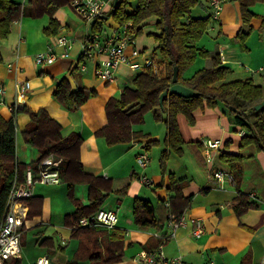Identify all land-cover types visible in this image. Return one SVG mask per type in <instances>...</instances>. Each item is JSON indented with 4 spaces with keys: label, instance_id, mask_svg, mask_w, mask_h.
<instances>
[{
    "label": "crops",
    "instance_id": "0c3cea01",
    "mask_svg": "<svg viewBox=\"0 0 264 264\" xmlns=\"http://www.w3.org/2000/svg\"><path fill=\"white\" fill-rule=\"evenodd\" d=\"M21 4L27 0H14ZM254 18L249 25L242 24L238 5L232 0H225L217 20L211 18L207 0H202L192 14L194 17H209L207 27L209 37L197 42V47L208 51L210 56L218 54L221 62L230 69L224 82L251 79L264 88V74L256 72L264 65V3L254 4L251 8ZM111 8L102 15L106 19L101 33V40L111 36L118 26L109 15ZM60 28L57 35L64 34L71 41V48L65 52L55 44V37H47L43 30L49 24V18L38 19L22 17L14 22L8 37L0 41V87L4 93L0 96V115L9 120L12 114L8 107L13 104L16 95L17 80H28L31 90L19 105L31 111L45 110L61 126L62 136L71 133L82 138L80 161L86 174L112 180L114 190L106 194L101 209L112 210L118 221L114 228L105 229L107 235L114 230L123 232V256L119 262L111 264H141L135 257L142 251L159 250L166 259L179 258L188 264H240L248 256L251 264H261L264 260V152L252 145L242 147L241 138L245 131L229 123V116L221 107L197 109L192 113V123L183 115L177 116L178 130L183 141L182 153L170 151L165 164V171L160 167L161 152L165 149L163 139L166 128L161 122L156 123L150 113L144 115L142 125H134L133 130L147 134V138L132 141L129 144L109 146L97 132L107 124L105 105L109 99L119 98L123 87L130 85L137 73L143 72L129 64H121L111 82H103L96 75V63L104 56L83 58V45L93 35L90 25L75 13L71 6H64L56 13ZM248 36L241 41L240 31ZM157 30L153 20L142 28L135 38L134 48L140 53L132 58L133 47L125 50V56L131 63L141 65L144 59L155 54L153 34ZM95 34V33H94ZM52 47L56 59L52 64L36 65L34 56ZM83 59V60H82ZM202 60L203 68L211 67V59ZM85 62V71L80 64ZM15 67L18 70L15 71ZM202 69V68H201ZM199 70V69H198ZM195 70L193 74L196 72ZM192 74V75H193ZM192 75H186L189 78ZM66 78L72 88L93 91L79 109L68 111L52 96L55 83ZM29 117L20 112L15 117V154L18 163L30 164L39 157L36 150L28 147L22 138ZM148 123H147V122ZM153 122V125L151 124ZM150 124L144 127V124ZM158 143L146 146L147 140ZM206 139L219 141V151H212L210 162L203 157L202 142ZM142 151L148 154V164L138 166L136 157ZM241 155L240 174L235 181L224 180L220 187L212 178L216 171L230 172V162L221 158V153ZM231 173V172H230ZM176 181H182V194L191 197L190 207L184 212L182 226L169 231L167 223L169 198V175ZM145 177L148 184L141 182ZM65 184L57 185L36 183L33 196L41 198L40 215L27 219L20 232L22 263L32 264L37 258L47 257L50 264H66L78 250L79 240L72 239V229L66 225L65 216L71 215L75 208L67 196ZM243 194L256 204L246 212L237 215L234 211L236 198ZM254 194V198L249 197ZM74 196L83 205L88 204L87 186L80 184L74 188ZM148 200L155 207L157 226L140 228L133 215V199ZM100 209V210H101ZM29 211V206H28ZM195 221H200L203 232L193 236ZM29 235V237H28ZM102 238L90 240L88 248L92 251ZM85 241V239L83 238ZM161 242V243H160ZM94 243V246H92ZM28 244V246H27ZM100 244V243H99ZM102 246V242L100 247ZM26 261L24 262V256Z\"/></svg>",
    "mask_w": 264,
    "mask_h": 264
},
{
    "label": "trees",
    "instance_id": "16d2710c",
    "mask_svg": "<svg viewBox=\"0 0 264 264\" xmlns=\"http://www.w3.org/2000/svg\"><path fill=\"white\" fill-rule=\"evenodd\" d=\"M73 0H27L21 4L14 0H0V41L6 39L12 24L22 17L38 19L49 18L48 26L43 30L47 37L57 35L60 23L56 13L64 6H71ZM112 8L109 15L112 21L122 27L130 23L129 31L135 36L154 21L156 34L155 54L158 56L160 75L150 72L137 73L130 85L123 87L119 98L109 99L105 105L107 124L97 132L109 146L129 144L134 140L149 138L147 134L134 131V125L144 123V115L150 113L156 123H163L166 128L161 152L160 167L165 171L169 152L177 155L182 153L181 139L177 116L183 115L192 123V113L197 110L221 107L229 116V123L245 131L241 138L242 147L254 146L264 152V105L256 110L255 106L264 101V88L256 85L251 79L224 82L230 74V69L224 65L218 54L210 56L208 51L197 47V42L206 33L209 17H194L192 12L202 0H111ZM116 1V2H115ZM237 3L242 24L249 25L254 14L251 10L256 3L264 0H232ZM105 16V15H104ZM104 16L97 17L90 24V32L100 33L106 22ZM264 25V19H263ZM240 31L239 38L243 41L249 34ZM101 34V33H100ZM211 59L210 68L197 70L191 77L185 78L184 73L192 66L197 58ZM0 54V63H1ZM174 67L178 68L177 82L194 92L196 96L187 98L178 95H167L160 105L159 96L171 85ZM93 91L85 89L72 90L68 80L61 78L55 83L53 98L68 111L79 109L90 97ZM24 112L29 121L22 132L24 143L37 151L39 157L30 164L18 163L15 154V117ZM157 140H147L146 146L157 144ZM82 138L79 134L71 133L62 136L60 124L49 114L39 109L31 111L23 108L16 109L9 120L0 115V225L4 217L9 191L14 179L18 183L24 180V171L29 166L34 175L38 173L41 161L52 155L60 161L58 167L60 183L65 184L68 199L74 205V212L65 216L66 225L72 229L71 238L78 239L77 252L66 264H111L119 262L123 256V232L114 230L107 235L94 227H79L81 218H92L101 209L106 194L116 191L123 192L127 185L120 190H114L112 180L86 174L80 161V146ZM221 158L230 162L232 181L240 174L239 161L241 155L221 153ZM87 186L88 204L83 205L74 196L77 185ZM182 181H176L169 175L168 191L173 195L169 198L168 211L179 218L190 207L191 197H185L182 192ZM29 206L27 219L32 215L39 216L41 198L32 196L26 201ZM256 204L250 202L243 194L234 202V211L240 215ZM155 207L148 200L139 197L133 199V215L136 225L140 228L157 226ZM85 239V241L83 240ZM102 238L96 247L90 251V240ZM161 243V242H160ZM94 246V243L93 245ZM7 264H22L17 257ZM240 264H251L248 256L243 257Z\"/></svg>",
    "mask_w": 264,
    "mask_h": 264
},
{
    "label": "built area",
    "instance_id": "2783aa9c",
    "mask_svg": "<svg viewBox=\"0 0 264 264\" xmlns=\"http://www.w3.org/2000/svg\"><path fill=\"white\" fill-rule=\"evenodd\" d=\"M225 0H207V6L211 11V18L217 20ZM71 7L75 13L85 23L91 24L97 17L102 16L106 10L112 8L111 0H73ZM130 23H126L122 27H118L111 36L101 40V34L95 33L87 38L83 45V58L97 60L98 56H104L100 62L96 63V77L103 82H111L117 68L121 64H129L135 69H141L143 72H150L157 76L160 75V66L158 60L149 57L144 59L141 65L131 63L129 58L125 56V50L128 47H133L131 51L132 58L140 56L137 49L134 48L135 36L129 31ZM55 44L63 47L65 52L71 48V41L66 35L60 34L55 37ZM56 59V54L52 47H48L44 52L38 53L34 56L36 65L52 64ZM83 60V59H82ZM85 62L80 64V69L85 71ZM18 70L17 67L14 68ZM258 73L264 74V65L256 70ZM16 95L12 105L8 107L9 112L13 115L19 105L26 99L31 90V85L28 80H17ZM4 90L0 87V96ZM0 104H4L2 98ZM203 157L206 162H210L212 158V151H219L221 144L219 141L206 139L202 142ZM149 158L146 151H142L136 157L138 166L145 167L148 164ZM60 161L55 159L52 155L45 157L38 169V173L34 175L32 169L27 166L24 171V180L20 183L16 179L13 180L9 196L6 203L4 217L0 225V264H7L13 259L20 256V232L27 220L28 205L26 203L33 196V186L36 183L57 185L60 183L58 167ZM212 178L221 187L224 180H232L229 173L225 171H216L212 174ZM141 182L148 184V180L142 177ZM249 197L254 198V194ZM118 221L117 215L112 210H99L92 218H81L78 221V226L87 227H102L105 229H112L116 226ZM182 217H175L170 214L168 217V229L174 232L175 229L182 226ZM196 229L193 236L199 237L203 232V227L200 221H195ZM135 260L141 264H188L179 258L166 259L159 250L140 252ZM32 264H50L47 257L37 258ZM261 264H264V260Z\"/></svg>",
    "mask_w": 264,
    "mask_h": 264
},
{
    "label": "water",
    "instance_id": "95a60500",
    "mask_svg": "<svg viewBox=\"0 0 264 264\" xmlns=\"http://www.w3.org/2000/svg\"><path fill=\"white\" fill-rule=\"evenodd\" d=\"M177 73H178V68L174 67L170 87L167 90L163 91L159 96L160 105L162 104L163 99L167 97V95L174 94V95H178L181 97H187V98L196 96V92H194L193 90L177 82ZM263 105H264V101L261 104L256 105L255 109L258 110Z\"/></svg>",
    "mask_w": 264,
    "mask_h": 264
},
{
    "label": "rangeland",
    "instance_id": "374dc122",
    "mask_svg": "<svg viewBox=\"0 0 264 264\" xmlns=\"http://www.w3.org/2000/svg\"><path fill=\"white\" fill-rule=\"evenodd\" d=\"M257 4H260V3H257ZM261 4H263V3H261ZM206 37H209V31H207L206 30V33L201 37V39L202 40H206ZM200 39V40H201ZM199 40V41H200ZM202 60H200V59H198L197 60V62H194L193 64H192V66L186 71V75H192L193 74V72L195 71V70H198V69H201V68H203L202 67ZM147 122V121H146ZM148 123V122H147ZM147 123H145L144 124V127L145 126H148V125H150V124H147ZM151 124L153 125V122H151ZM64 189H66V188H64ZM68 201H69V199H68ZM28 237H29V235H28ZM27 246H28V244H27ZM24 256V262L26 261V259H25V256L26 255H23ZM27 262V261H26ZM22 264H24V263H22ZM25 264H28V263H25Z\"/></svg>",
    "mask_w": 264,
    "mask_h": 264
}]
</instances>
